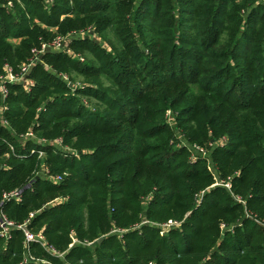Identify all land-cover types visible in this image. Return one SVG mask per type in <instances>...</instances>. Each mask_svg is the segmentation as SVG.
Masks as SVG:
<instances>
[{"label":"trees","instance_id":"obj_1","mask_svg":"<svg viewBox=\"0 0 264 264\" xmlns=\"http://www.w3.org/2000/svg\"><path fill=\"white\" fill-rule=\"evenodd\" d=\"M263 28L264 0H0L29 83H0V264H264Z\"/></svg>","mask_w":264,"mask_h":264},{"label":"built area","instance_id":"obj_2","mask_svg":"<svg viewBox=\"0 0 264 264\" xmlns=\"http://www.w3.org/2000/svg\"><path fill=\"white\" fill-rule=\"evenodd\" d=\"M49 47H52V48H55V49H62L63 48V46L61 44V41L56 40L55 42H53L52 44H50L48 46L43 45L42 46V51H44L46 48H49ZM35 62H33V63H35ZM26 68L23 69L22 75H20V76H15V75H13L11 73V69H6L5 70L6 74L4 76H1L0 77V83H2L4 80H6L8 82H19V83L22 82V83H24V85H28L29 83L24 79V75H25ZM0 91H1L2 94H5V92H6L5 89L2 86H0ZM28 136L30 137L31 135H28ZM52 180L55 181V182H57V181L60 180V178L57 177V178H53ZM13 196L14 197H17V194L14 193ZM171 225H173V224L168 223L166 225V227H170ZM0 227L2 229V234L6 236L7 231H8V229L10 227H12V224L10 222L6 221V219L3 218L1 220ZM25 237H26V239L28 241H30V240L33 239V237L31 235H29L28 233H25Z\"/></svg>","mask_w":264,"mask_h":264},{"label":"rangeland","instance_id":"obj_3","mask_svg":"<svg viewBox=\"0 0 264 264\" xmlns=\"http://www.w3.org/2000/svg\"><path fill=\"white\" fill-rule=\"evenodd\" d=\"M263 30H264V28H263ZM88 36L90 38H92V39H95L97 43H100L102 45L105 43V39L104 38L96 39V38L93 37V35L91 34L90 31H88L85 35L84 34L80 35V37H88ZM78 57H79L80 61L86 60V61H89V62L93 63L94 65H97V62L95 61L94 57L89 55V54H87V53H85L83 56L81 55V56H78ZM71 79L74 81V85L75 86H80L81 84L84 83V79L79 77V76H77V75H75L74 73L71 74ZM103 83H104L105 86L107 85L106 82H103ZM82 100H83V102L90 104V106L93 107V108H98V109H101L102 111H105L104 107L100 106L98 103H95L91 99L82 98ZM172 117H173L172 114H170V113L167 114V118L170 120V122L172 120ZM199 152H202V150L201 151L199 150ZM164 229L166 231V229H168V227H164Z\"/></svg>","mask_w":264,"mask_h":264},{"label":"water","instance_id":"obj_4","mask_svg":"<svg viewBox=\"0 0 264 264\" xmlns=\"http://www.w3.org/2000/svg\"><path fill=\"white\" fill-rule=\"evenodd\" d=\"M102 240H99V242H101Z\"/></svg>","mask_w":264,"mask_h":264}]
</instances>
